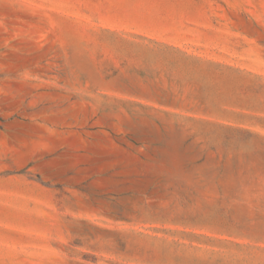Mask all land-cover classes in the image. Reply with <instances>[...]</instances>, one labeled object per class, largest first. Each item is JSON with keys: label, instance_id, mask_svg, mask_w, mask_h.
<instances>
[{"label": "rangeland", "instance_id": "obj_1", "mask_svg": "<svg viewBox=\"0 0 264 264\" xmlns=\"http://www.w3.org/2000/svg\"><path fill=\"white\" fill-rule=\"evenodd\" d=\"M0 264H264V0H0Z\"/></svg>", "mask_w": 264, "mask_h": 264}]
</instances>
